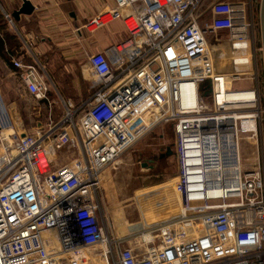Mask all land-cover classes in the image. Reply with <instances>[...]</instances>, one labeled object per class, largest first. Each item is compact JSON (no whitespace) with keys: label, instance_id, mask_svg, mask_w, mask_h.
I'll return each instance as SVG.
<instances>
[{"label":"built area","instance_id":"built-area-1","mask_svg":"<svg viewBox=\"0 0 264 264\" xmlns=\"http://www.w3.org/2000/svg\"><path fill=\"white\" fill-rule=\"evenodd\" d=\"M204 2L114 0L95 13L84 28L120 19L128 37L87 56L95 79L79 103L52 98L36 60H11L47 113L41 128L5 135L12 122L0 104V264H92L88 249L100 244L108 264H264L257 74L237 68L249 57H235L232 72L217 71L207 41L227 31L232 51L243 54L253 43L247 3L211 0L208 20ZM245 75L250 84L234 87ZM166 123L174 129L180 210L154 229L156 242L117 245L99 188L120 155ZM243 141L254 147L252 160L241 155Z\"/></svg>","mask_w":264,"mask_h":264},{"label":"rangeland","instance_id":"rangeland-1","mask_svg":"<svg viewBox=\"0 0 264 264\" xmlns=\"http://www.w3.org/2000/svg\"><path fill=\"white\" fill-rule=\"evenodd\" d=\"M210 1L205 0L203 5L206 10L205 18L208 20L212 17L208 8ZM246 3L248 20L251 24L248 30V39L250 38L253 43L250 42L249 47L243 53L249 57L250 64L243 65L241 69L248 74L251 71L257 74L262 109L264 153V0H246ZM228 38L227 31L222 30L210 33L207 38L215 67L217 71L223 73L232 72L234 70L233 59L243 55L237 51H232ZM38 62L41 72L51 84L50 96L52 98H71L77 103L80 99L91 94L92 90L89 88L91 82L89 81L94 80L95 77L89 76L87 68L82 67V64L66 67L58 62L47 65L41 59H38ZM247 76H244L243 82H236L233 86L244 87L250 84ZM73 78L80 83V95L73 93ZM17 88L23 94L22 87L18 86ZM36 104L37 101L30 95L25 94L22 97L16 95V111L22 124L26 125L27 118L34 115L32 113L35 110L33 106ZM60 108L54 109L62 114ZM10 118L13 123L12 117ZM174 144L172 124L166 123L154 127L120 155L115 170L109 173L101 184L98 197L106 212L109 233L117 245L128 246L133 243L139 245L143 240L142 238L147 234H150L156 242L157 236L154 229L160 223L178 214L180 210L179 197L173 189L177 174ZM167 146L172 150L170 155H165ZM254 152V147L252 148L250 143L243 141L241 150L243 158H251L252 160ZM158 156L162 160H159ZM103 248L104 245L100 244L88 249L92 264H105L104 258L100 255ZM114 255L113 251L111 258H114ZM111 260L113 261L109 257L110 263Z\"/></svg>","mask_w":264,"mask_h":264},{"label":"crops","instance_id":"crops-1","mask_svg":"<svg viewBox=\"0 0 264 264\" xmlns=\"http://www.w3.org/2000/svg\"><path fill=\"white\" fill-rule=\"evenodd\" d=\"M22 1L0 0V104L13 119L11 129L5 131L13 130L18 133L29 132L33 125L44 121L42 110H46V107L36 100L34 115L25 122L28 125L21 123L16 111V95L22 97L27 93L18 79L15 67L4 57L5 53H9L2 41L5 32L11 34L20 46L17 51L19 56L11 57L10 62L14 58L24 62L23 59L27 58L30 62L41 59L45 65L58 62L66 67H74L82 64V67L87 68L89 76L93 74L86 61L87 56L105 51L128 37L120 19H112L107 25L94 31L84 28L86 21L95 13L111 8L115 4L114 0H30L33 5L31 14L20 15L19 19H15L12 11L19 8ZM6 15H10L12 22L6 20ZM4 20L7 27L2 25ZM89 82L92 84L93 80ZM15 86H21L23 94ZM72 86L73 93L80 95V83L77 79L73 78Z\"/></svg>","mask_w":264,"mask_h":264},{"label":"trees","instance_id":"trees-1","mask_svg":"<svg viewBox=\"0 0 264 264\" xmlns=\"http://www.w3.org/2000/svg\"><path fill=\"white\" fill-rule=\"evenodd\" d=\"M6 20H7V18H6ZM2 25H4L3 27H7L5 20H4V23ZM2 41H3L4 47L6 46L8 51H9L8 55H5L6 53L4 54V57L6 58V60L10 64H12V62H10V58L19 56L20 53H17V51L19 50L20 46L16 42L17 40L13 36H11V34H9L8 32H5ZM23 61L30 63V60L27 58L26 59L24 58ZM53 111H54V118L57 119L60 116V114L56 109H54ZM46 112H47L46 110H42L43 115H46Z\"/></svg>","mask_w":264,"mask_h":264},{"label":"water","instance_id":"water-1","mask_svg":"<svg viewBox=\"0 0 264 264\" xmlns=\"http://www.w3.org/2000/svg\"><path fill=\"white\" fill-rule=\"evenodd\" d=\"M32 11H33V5L30 2V0L29 1L28 0H23L21 6L19 8H17V9H15L14 11H12V13H13L12 16L15 19H19L20 15H29V14H31ZM37 127L41 128L40 122L37 123ZM24 135H25V132H22L21 136H24ZM170 154H172V152L170 150V147L167 146L165 155H170Z\"/></svg>","mask_w":264,"mask_h":264},{"label":"bare ground","instance_id":"bare-ground-1","mask_svg":"<svg viewBox=\"0 0 264 264\" xmlns=\"http://www.w3.org/2000/svg\"><path fill=\"white\" fill-rule=\"evenodd\" d=\"M236 59L238 60V61H237L238 63H242V62H244V61L247 59V57L243 54L242 56H236ZM237 68H240V70L242 71V69H241V68H242V65L237 66ZM8 131H9V130H8ZM4 134H5V135H8V134H10V132H6V131H5ZM144 238L147 239V240H149V239L151 240L152 237L150 236V234H149V235L147 234V235L144 236ZM53 241L55 242L54 239H53ZM102 255H103V254H102ZM103 258H104V260H105L104 263H105V264H108L106 258H105L104 256H103Z\"/></svg>","mask_w":264,"mask_h":264},{"label":"flooded vegetation","instance_id":"flooded-vegetation-1","mask_svg":"<svg viewBox=\"0 0 264 264\" xmlns=\"http://www.w3.org/2000/svg\"><path fill=\"white\" fill-rule=\"evenodd\" d=\"M170 149H171V148H170ZM171 151H172V150H171ZM160 158H161V157H160V156H158V159H159V160H162V159H160Z\"/></svg>","mask_w":264,"mask_h":264}]
</instances>
